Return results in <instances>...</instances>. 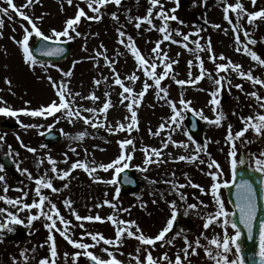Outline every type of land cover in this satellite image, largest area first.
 Segmentation results:
<instances>
[{
  "label": "rangeland",
  "instance_id": "rangeland-1",
  "mask_svg": "<svg viewBox=\"0 0 264 264\" xmlns=\"http://www.w3.org/2000/svg\"><path fill=\"white\" fill-rule=\"evenodd\" d=\"M14 2L20 6L25 3V0H14ZM161 2L166 10L176 7L175 0H161ZM229 2L235 3L236 0H229ZM242 2L249 11L264 8V0H257L255 7H253L251 0H242ZM2 3L3 0H0V4ZM77 4L84 8L87 16L94 15L87 8L84 0H73V5L71 6L67 4L66 0H40L39 3L25 9V11L33 19L43 16L42 21H37V23L43 32L50 35L53 28L62 30L65 21L75 16L78 10ZM149 6L148 0H122L121 6L115 5V3L103 6L102 19L99 21L82 17L78 30L84 35L76 37L72 41L61 38V41L74 42L75 46L70 57L64 62L56 64V67L53 66L54 64H46L47 67L41 64L35 66L26 64L21 49L12 37H15L16 40L21 39L23 30L20 25L27 22L22 21L14 13L13 20H8L7 17H4L5 24L0 29V32L3 33L2 37H0V97L13 109H38L41 105H48L58 99L56 90L52 87L48 77H52L57 82L67 79L71 92L80 94L75 97L74 107L99 108L106 99L105 92H108V99L111 100L113 106L107 112L106 123L113 126H115L116 121L125 124L129 123L130 120H125V117H130V113L126 108L129 101L125 100L123 104L120 103L121 97L119 93L122 89L112 83L110 68L105 66L102 57L95 59L90 57L95 56L96 50L104 51V49L100 48V45L103 44L107 49V55L115 60L114 67L120 74L121 79H125L133 72L139 76V79L134 84L125 79L126 86L133 87L134 91L138 93L142 89L146 78L142 71L137 68L135 58L131 52L118 43L120 38L117 34V28L123 25V30L134 38L142 55L151 58V49L154 47V42L161 39L162 34L155 29L148 30L149 25L146 22L142 24L139 30L134 26V19L133 22H129V17L135 18L136 16L143 17L146 15ZM113 12L117 13L118 22L112 18L111 13ZM175 15L184 23L180 24L173 21L171 26L180 29L183 33H193L197 28L203 29L199 33V37L192 35L190 41L200 39L201 44L206 46L210 40L216 56L223 53L232 61L240 63L245 71L251 68L254 76L264 79V66H259L242 51H236L237 45L234 41V33L231 30L232 26L223 19L224 13L219 0H207L206 3L205 0H188L185 5L178 8ZM230 17L234 19L235 14L230 12ZM154 23L159 27L161 21L155 19ZM240 23L244 29L253 33V38L258 40L256 45H251L250 47L264 58V40L261 39L264 37V21H256L258 28L249 25L246 17ZM213 24H219L221 28L216 29L212 27ZM174 38L177 40L181 39L178 36ZM35 39L33 37L30 44ZM241 39H244L242 32ZM161 48L168 52L171 59L178 61V63L173 65V72L177 79H189V61H192V76L199 74L198 62L195 61V54L192 51L170 42H164ZM189 48H195V44L189 42ZM117 52L120 53L119 56L116 55ZM199 55L202 57L208 71L215 76V65L208 59L209 53L205 50L199 52ZM75 61H78V63H75L73 67ZM58 69H63L64 71L71 69L73 76L63 78L61 71ZM162 70V67L157 69L158 72ZM222 75H228L231 85L224 84L217 97L220 100V104L216 106L217 112L222 111L224 113V119H222L219 126L202 119L200 115L196 114L202 111L203 115L207 116L209 120L215 119L217 112L212 110L213 106L210 104L211 97L209 94L215 88L212 79L205 77L197 84H185L183 86L176 84L170 78L162 81V86L168 89V99L178 104L179 99L183 96L184 99L191 101V108L195 111H185L184 117L187 113H191L200 122L204 138L201 146L206 145L207 153L202 152L200 154V158L205 160L204 164H200L199 161L189 162L174 159L179 155H191L196 146L199 145L193 139L189 140L188 134L185 135L184 118L179 128L174 126L171 128L166 127L161 135L151 134L157 131L161 123H166L172 115L170 106L165 100L157 96V90L154 87L148 90L138 109H135L137 111L138 127L133 128L131 132L124 130L118 133H110L107 127L92 128L90 125L84 124L82 119H76L75 117H73V122L70 123L61 112L56 113L55 117H31L20 114L19 121L23 124L41 125V127L32 128L21 127L16 117L0 115V136L5 137L3 141H0V155L4 154L10 158L15 167L18 163L20 168H27L33 177L43 174L46 170L49 171L50 176H54L55 174L50 172L51 166L47 162L48 155H51L58 162L57 167L59 169L65 170L70 167L72 162L78 159L81 161L94 160L96 165L107 164L121 154L119 141L125 138L132 139L135 144V151H131V146H126L124 150L126 155H132V159L126 161L129 165L127 169L132 170L133 178L138 185L136 191L132 194L124 195L120 192L117 194V189H119L117 183H105L104 181H109L113 177L116 179L118 173L114 169L105 171L98 167L93 176H90L82 169H76L65 180L54 179V187L60 189L57 193H52L51 190L42 191L56 203L61 214L72 221L71 235L76 240H80L82 232L85 231L98 232L102 233L106 238H114L115 227L110 221L106 220L109 215H116L119 219L126 221L135 220L145 235L154 237L166 226L167 220L171 217L170 202L175 201L178 210L177 226L174 233L166 237L167 240L172 241L171 244L162 240L156 242L154 247L142 246L134 237L128 238L125 234L119 246H105L101 242L100 245L89 249L95 255L108 259L107 254L102 251L103 247H108L110 251H113L116 258L122 261V264H135L134 257L137 255L136 249L138 247L141 248L139 255L142 260L146 256L145 250H149L155 258L167 253L169 258L174 261L177 253L183 256L182 249L185 247V237L193 245L197 238H200L201 245H207L208 241L204 239V236L210 238L213 234L222 235V229L218 225H213L207 230L203 227L204 217L208 213L215 211V205L210 194L212 181L208 175L207 163L210 158L215 159L221 165L224 173L221 180H229L230 162L228 152L231 144L226 140V136L230 127L232 132L235 133V131H239L244 126L241 120L242 117L255 115L256 113L264 114V109L259 107L255 98L248 95L252 91H258L259 95L264 97V87L253 85L251 82L239 78L235 72H230V74L222 73ZM103 77H109V81H102L99 86L94 84V79L102 80ZM6 78L11 81L10 86L5 83ZM148 83L152 84L153 81L148 80ZM236 84H241L243 90L237 89L235 87ZM91 93H95L99 100L91 101L81 98ZM26 101L30 103L26 104ZM0 106L3 105L0 104ZM82 115L91 116L92 114L85 112ZM57 119L59 122H56ZM99 119L104 121V115L100 114ZM49 125H52V127H48ZM49 129L59 132L61 140L56 145H46L45 148H41V145H45L41 135ZM150 129L151 132L149 131ZM3 131L6 134L2 133ZM81 131L87 133L85 137L82 140L74 139ZM169 134L174 141L183 142L188 147H178L169 142L168 147L162 149L160 160L163 162L145 165L143 148L148 146L149 148L161 149L162 142L168 139ZM17 135L21 137L23 143H26L25 145L36 148L37 152L33 154L21 147L20 141L16 138ZM242 139L251 142L242 143L240 140L235 142L237 159L242 154L254 153L258 155L261 151H264V136L257 137L252 130H249ZM9 145H11L12 149L11 155L8 154ZM73 148L76 150L75 152L72 151ZM65 154H67L68 163L63 162ZM152 159L156 160V157L153 156ZM38 160H43L44 162L38 164ZM246 164L254 166V162L251 160H247ZM17 171L20 182L15 178H10L7 171H0V175L6 178L5 181L0 182V195H6L8 198L21 197L23 192L18 191V189H23L24 192L29 193L24 202L31 203L34 198V181L29 180L27 175L22 174L19 170ZM185 174L193 183L204 187L208 191L201 193L199 188L185 186L183 189H179L186 196V201H181L177 190H174L172 185H188V179H186ZM94 176L99 179H94ZM169 181L172 183H168ZM64 184H68V187L64 188ZM5 185L9 188L7 193L3 191ZM220 192L222 199L225 200L223 189ZM65 199H70L73 202L72 208L79 215L94 216L99 214L105 218L104 221H84L85 228H79L78 224L81 222L76 221L70 209L65 207L63 203ZM105 199L115 204V209L109 205H104L103 201ZM153 201L156 202L153 203ZM200 201H203L208 207L205 208L200 205ZM191 203L197 204L198 207L196 209H187V205ZM98 204L102 206L97 207L96 205ZM0 207L14 213L17 212L16 208L7 205L4 201H0ZM226 208L231 211L227 203ZM122 209H128V211L124 212ZM186 209L188 215H184ZM31 211L33 214L37 212L36 209ZM28 215V210L19 211V218L25 222L19 225L13 224V232H0V264H13V257L17 258L19 264H24L23 258L20 256L22 250H27L26 255L29 257L27 264H39L41 258L50 257V242L46 243L49 230L45 227V219L41 217L33 221L32 225H28ZM4 217L5 214H0V222L3 221ZM22 228L26 230L23 231ZM229 232L234 234V230L230 227ZM202 233L204 236L201 235ZM52 234L58 250L57 264L86 263L87 257L83 255L76 261L72 259L75 252L80 251L82 253L83 250L69 245L54 229ZM83 242L93 243L88 236L83 237ZM197 252L198 254L191 255L188 261H185V264H214L205 255L204 247L198 248ZM65 253H68L67 259L65 258ZM160 264H166V262L161 261Z\"/></svg>",
  "mask_w": 264,
  "mask_h": 264
},
{
  "label": "snow or ice",
  "instance_id": "snow-or-ice-1",
  "mask_svg": "<svg viewBox=\"0 0 264 264\" xmlns=\"http://www.w3.org/2000/svg\"><path fill=\"white\" fill-rule=\"evenodd\" d=\"M40 0H25V3L18 6L14 0H3V3L0 4V29L4 27L5 21L4 17H7L8 20H13L14 16L20 17L22 21H26L27 23H21L20 27L23 30L22 38L16 40L15 37H12L14 42L19 46L22 51L23 59L26 64L30 66H35L37 64H41L44 67H47L45 62H41L37 60L36 56L33 54V51L30 47V41L33 37L38 38L39 40L45 42H51L54 45H59L61 43V38H66L68 41H72L76 37H80L84 35L78 30V24L81 21L82 17H86L88 20H96L99 21L102 19V8L103 6L109 3H115L117 6L122 5V0H84L87 4V8L91 10L94 15L87 16L84 8H81L79 4L76 5L77 11L75 13L74 18H68L65 21L64 27L62 30H57L53 28L51 30V34H46L41 30L37 21H42L43 16L36 17L33 19L25 9L32 7L34 4L39 3ZM68 5H73V0H66ZM149 7L147 8L146 15L143 17L136 16L135 18L129 17V22L135 21L134 26L136 29H140L143 23H147L149 25L148 30L155 29L159 33L162 34V38L158 39L154 42V47L151 49V58L145 57L142 55L141 50L137 47L134 38L127 34L121 25L117 28V34L120 38L118 43L123 45L125 49L131 52L132 56L135 58L137 68L142 71L144 77L146 78L143 82L142 89L137 93L134 91V88L131 86H126L125 79L134 84L139 76L133 72L131 75L125 77V79H121L120 74L116 71L114 65L115 60L110 58L107 55V49L103 44L100 45L101 49L104 51H95V56L90 57L92 59L102 57L105 63V66L110 68L112 73V83L118 85L122 91L119 93L121 97L120 103L123 104L125 100L129 101L127 103L126 108L130 113V117H125V120H130L129 123L125 124L120 121H116L115 126L106 123L107 112L113 106L111 100L108 99L109 93L105 92V101L102 106L99 108L90 107V108H82V107H74L75 97L79 96V93L73 94L68 87L67 79L62 82H57L52 79V77H48L52 87L56 90L57 100L52 101L48 105H41L38 109H13L12 107L7 105L6 101H3V98L0 97V114L9 117H16L17 122L20 123L21 127L24 128H32V127H41V125L34 124H23L19 121L20 114L31 116V117H47L53 116L58 112H61L64 117H66L70 123L73 122V117L76 119H82L84 124L90 125L92 128H100L107 127L110 133L113 132H121L127 130L131 132L133 128L138 127V118L137 111L138 107L141 104L142 99L145 94L148 92L150 88H155L157 90V96L160 99L166 101V103L170 106L172 115L169 117V120L166 123H161L156 132L151 133L153 135H161L162 131L166 127H175L179 128L181 126V122L184 118L185 111H195L191 108V101H188L181 96L178 101V104L168 99L169 92L168 89L162 86V81L166 78H170L175 81L178 85L185 84H197L199 81L204 79L205 77L212 79L213 84L215 86L214 90L210 91V104L213 106V112H217L216 106L220 104V100L217 98L221 88L224 84L231 85V80L228 78V75H222V73L235 72L239 78L245 79L251 82L253 85H260L264 87V79L260 77L254 76L253 70L250 68L245 71L243 66L240 63H236L232 61L230 58L226 57L223 53L219 56H216L214 50L211 45V41L207 42L206 46H203L200 42V39H196L194 41H190V37L192 35H196L199 37V33L203 31L202 28H197L193 33H183L180 29L174 28L171 26V22L176 21L180 24H183V21H180L179 18L175 15L176 11L181 5V0H175L176 7L171 8L170 10H166L161 0H148ZM207 0H205V3ZM222 5V11L224 13L223 19L228 22L229 25L232 26V31L234 33V41L237 45L236 51L243 52L247 54L252 61L256 62L259 66H264V58L257 54L256 51L250 47L251 45H256L258 40L253 38V33L244 29L240 23L245 17L247 18V23L254 28H258L259 26L256 24V21H264V8H260L259 10L249 11L242 0H236L235 3H230L229 0H219ZM253 7H255L257 0H251ZM6 5V6H4ZM158 9V10H157ZM230 12L235 14L234 19L230 17ZM111 16L117 22L119 21V17L117 13H111ZM155 19H159L161 24L159 27L154 23ZM212 27L216 29H220L221 25L213 24ZM15 31V29H13ZM241 32L243 34L244 39H241ZM3 33L0 32V37H2ZM181 37L180 40L175 39L174 37ZM126 37V39H125ZM264 40V37L261 38ZM164 42H170L171 44H178L183 46L184 48L192 51L194 55L195 61L198 62L197 66L199 68V74L196 76H192L191 67L192 61H189V79H177L175 73L173 72V65L178 63L177 60H173L170 58L167 51H164L161 48V45ZM189 42L195 44V48H189ZM207 51L209 53L208 59L212 61L215 65V73L213 76L211 72L205 67L204 61L202 57L199 55L201 51ZM37 52H40L45 56H59L62 54L65 49L59 46H49V44H41L39 48L36 49ZM117 56L120 55L119 52L116 53ZM179 55V54H178ZM225 61V62H218ZM75 61L73 67L75 66ZM56 67L55 65H53ZM158 67H162V71L158 72ZM62 73L63 78H70L73 76V71L71 69L64 71L63 69H58ZM148 80L153 81L152 84L148 83ZM103 82H108L109 77H103L101 79H94V84L99 86ZM5 83L9 86L11 85V81L9 79H5ZM235 87L237 89L243 90V86L241 84H236ZM11 90V88H9ZM248 95L252 98H255L259 107L264 109V97L260 96L258 91H252L248 93ZM71 97V99H70ZM82 99H87L91 101L99 100V97L95 95V93H91L88 96L81 97ZM30 103L28 101L25 102ZM179 105V106H178ZM91 113V116L82 115V113ZM100 114H103L105 117L104 121L99 119ZM200 115L202 119L209 121L217 126L220 125L222 119H224V113L217 112L214 120H209L207 116H204L202 111L196 113ZM243 123V128L239 131L232 132L231 127L227 133L226 140L230 142L231 147L228 152V158L230 162V168L232 171L231 180H221V177L224 175L221 165L213 158L209 159L207 163V167L209 169L208 175L211 178L210 185V194L212 196L215 211L208 213L204 217V229L207 230L213 225H218L222 229L221 234H213L212 237L204 236V239L208 241L207 245H201L200 238H197L194 242H189L187 237H185V247L182 249L183 256L180 253H177L175 256V260L169 258L167 253L162 254L160 257L155 258L151 251H146L145 259L142 260L140 258L141 248L138 247L136 249L137 255L134 257L135 264H160L161 261L166 262V264H185V261H188V258L191 255H197V249L200 247H204L205 255L208 256L214 264H245L246 256L244 254V245L240 242L241 240V228L240 225L243 226V229L246 230L247 239H253V229L257 220V190L253 186V182L250 179L241 178L239 182H236V172L239 165H245L247 160H251L254 162V166L249 164V167L252 171L260 174L261 179L260 183L264 186V151H261L258 155L254 153L250 154H242L239 159H237V150H236V141L240 140L242 143H248L251 141H245L242 138L245 137V134L252 130L257 137L264 136V114L256 113L255 115H249L247 117L241 118ZM56 122H59L58 119ZM48 127H52L49 125ZM151 132V129L149 130ZM87 133L85 131H81L77 134L74 139L82 140ZM187 135V133H185ZM17 140L20 141L21 147H24L28 152L35 154L37 152L36 148L25 145L19 135H17ZM5 139L4 136H0V141ZM192 138L189 137V140ZM171 142L173 145L178 147L187 148L188 145L183 142H176L172 139V136L169 134L168 139L162 142V148H149L145 146L143 148L145 159L144 164L149 165L152 163H161L163 161L160 160L162 156V149L167 148ZM194 143V142H193ZM126 146H131V151H135V144L132 139L125 138L119 141V147L121 149V154L111 162L107 164H99L96 165L95 161H81L76 160L71 163L68 169H59L57 167V161L51 156H47V162L51 166L50 172L55 174L54 176L49 175V171L46 170L43 174L33 177L32 173L27 168H20L17 163L16 167L22 174L27 175L29 180H33L35 184L34 188V198L31 203L24 202L28 197L29 193L24 192L23 189H18V191H22L23 195L17 198H8L6 195H0V201H4L7 205H10L17 209V212H12L7 210L6 208L0 207V214H5V217L2 222H0V232L7 231L13 232L14 229L12 227L13 224L19 225L23 224L25 221L20 219L18 216L19 211L28 210L29 215L27 217V224L32 225L33 221L43 217L46 221L45 227L49 230V235L47 236L46 243L50 242V257H44L39 260V264H57L58 250L55 242L54 235L52 234V230L54 229L59 233L61 237H63L69 245H72L76 249H81L83 252L77 251L73 254L72 259L76 261L81 255L87 257L91 264H122V261L116 258L113 251H110L108 247H103L102 251L107 254L108 259L101 258L90 251V248H94L97 245H100L103 242L105 246H119L122 243L123 237L126 234L128 238H135L139 241V244L142 246H155L158 241H166L171 244L172 241L166 239V234H168L174 227V222L177 219L178 210L175 201L170 202L171 217L167 220L166 226L163 227L161 231L157 235L149 236L145 235L142 229L139 227L135 220H123L119 219L116 215H109L106 217L107 221H110L115 227V237L114 238H106L102 233L85 231L81 234V239L76 240L72 238L71 235V227L72 221L66 219L63 216L57 207L56 203L52 201L49 195L44 194L42 190H51L52 193H57L60 189L54 187L53 180L58 178L60 180H65L69 178L71 172L76 169H82L90 176L97 171V167L103 169L105 171L109 169H114L116 173L122 172L124 169L128 168L129 165L126 161H130L132 159L131 154H125ZM9 147V155L12 154L11 145ZM46 145H41V148H45ZM72 151H76L74 148ZM206 153V145L201 146L197 145L194 152L191 155H179L175 157V160L178 161H189L196 162L199 161L200 164H204L205 160L200 158L201 153ZM18 155V153H17ZM171 155V154H169ZM155 156L156 160H153L152 157ZM43 160H38V164H42ZM64 163H68L67 154H65ZM123 162V163H122ZM4 165L0 164V171H3ZM146 170V169H143ZM174 175V174H173ZM186 179H188V185L185 184H173L172 187L174 190H177V194L180 196L181 201H186V196L179 189H183L185 186H191L194 188H199L201 193H205L206 190L204 187L193 183L190 178H187V174H185ZM94 179H99L98 177H93ZM5 176L0 175V182L5 181ZM124 181L126 183H132L129 177L125 176ZM105 183H116L115 177H113L109 181H104ZM168 183H172L169 181ZM235 187V202L233 211H228L226 208L225 200L222 199L220 190L223 188ZM68 184H64V188H67ZM4 193L9 191L7 185H5L3 189ZM117 193H119V189H117ZM261 197L264 198V187L260 190ZM38 198V199H37ZM156 201H153L155 203ZM65 207L69 208L72 216L75 217L76 221H80L78 227L81 229L85 228L84 221L88 222H103L105 218L101 217L99 214L96 215H79L74 208H72V201L70 199H65L63 201ZM104 205H109L115 209L116 205L105 199L103 201ZM200 205L207 208L208 205L203 201H200ZM97 207H101L102 205H96ZM143 206V205H142ZM198 207L197 204L191 203L187 205V209H196ZM36 209L37 212L35 214L32 213L31 210ZM187 209L184 212V215H188ZM122 211L127 212L128 209H122ZM59 221V225H58ZM229 227L234 230V234L229 232ZM134 229V230H133ZM179 235V233H177ZM90 237L92 244L83 242V237ZM258 252H255L253 255L258 257V264H264V219L259 222V231H258ZM163 246V245H161ZM27 250H22L20 256L23 258L24 264H27L29 257L26 255ZM68 253H65V258L67 259ZM252 257H247V259H251ZM13 264H19V261L16 257L12 258Z\"/></svg>",
  "mask_w": 264,
  "mask_h": 264
},
{
  "label": "water",
  "instance_id": "water-1",
  "mask_svg": "<svg viewBox=\"0 0 264 264\" xmlns=\"http://www.w3.org/2000/svg\"><path fill=\"white\" fill-rule=\"evenodd\" d=\"M186 2L187 0H181V5L185 4ZM41 44H49V46H59V47L64 48L65 51L59 56H45V55H42L40 52L36 51V49L39 48ZM31 49L33 51V54L36 56L38 60L53 61V62H59V61L64 60L72 51V48L70 45L63 44V43L59 45H54L52 43L45 42L42 40H38ZM185 124L191 136L195 138L197 141L201 142L202 141V130L200 128H197L196 119L192 117L191 115H187ZM44 138L47 143L51 144V143L57 142L59 137L58 135L52 132H48L47 134L44 135ZM2 161L5 162L3 159ZM4 165L8 168L10 166L8 162H5ZM241 178L250 179L253 182V186L257 190L258 211H257V220H256V223L253 229V239L252 240L247 239L246 230H244L243 226L240 225L241 232H242L240 242L244 245V254L246 256L245 264H258V257L254 256L253 254L255 252H258L259 245H258L257 238H258V231H259V222L260 220L264 219V202L260 194V190L262 188V185L260 183L261 176L259 173L254 172L251 169H249L246 165L238 164V168L236 172V182H239ZM127 187L128 186H122L124 192H128ZM128 189H131V188L128 187ZM225 193H226V197L228 199L230 206L232 207V209H234L235 187L232 186L229 188H225ZM250 256L252 258L247 259V257H250ZM89 264H91V262H89Z\"/></svg>",
  "mask_w": 264,
  "mask_h": 264
}]
</instances>
